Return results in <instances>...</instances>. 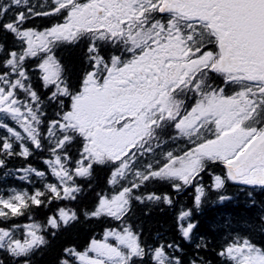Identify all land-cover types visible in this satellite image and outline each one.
<instances>
[{"label": "snow or ice", "instance_id": "snow-or-ice-1", "mask_svg": "<svg viewBox=\"0 0 264 264\" xmlns=\"http://www.w3.org/2000/svg\"><path fill=\"white\" fill-rule=\"evenodd\" d=\"M260 197L264 0H0V264H264Z\"/></svg>", "mask_w": 264, "mask_h": 264}, {"label": "trees", "instance_id": "trees-1", "mask_svg": "<svg viewBox=\"0 0 264 264\" xmlns=\"http://www.w3.org/2000/svg\"><path fill=\"white\" fill-rule=\"evenodd\" d=\"M40 23L41 21H37ZM64 58L71 64L75 60L76 54L72 50H67L62 53ZM13 165H10L12 167ZM15 166H19L18 164ZM102 175V173H101ZM236 191L235 187L229 186L227 194L232 195ZM181 200H190L188 194H185L180 198ZM264 199V197H260ZM255 210H247L243 206V197H240L239 201L227 202L224 205L212 204L209 202L203 209L202 214L199 216L200 230L203 234L207 235L211 240L214 236L218 238L217 229L225 226L226 220L232 221L233 227H243L244 220L254 215ZM170 210L163 212L153 211L149 217H144V228L146 236L155 234L158 229H164L168 227L170 222ZM87 225H77L68 233L62 234L58 237L54 247L58 248L60 245L68 242H82L88 234ZM52 253H45L42 257L37 258V264H50L52 260Z\"/></svg>", "mask_w": 264, "mask_h": 264}]
</instances>
